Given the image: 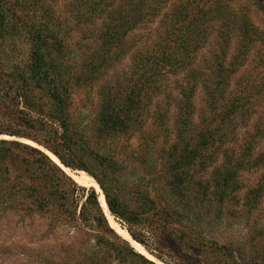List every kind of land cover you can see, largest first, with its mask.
<instances>
[{
    "label": "trees",
    "instance_id": "trees-1",
    "mask_svg": "<svg viewBox=\"0 0 264 264\" xmlns=\"http://www.w3.org/2000/svg\"><path fill=\"white\" fill-rule=\"evenodd\" d=\"M233 2L77 0L64 18L56 0H0V135L13 137L0 139V212L40 214L74 226L91 221L104 253L100 264L121 262L126 254L140 264H157L116 234L97 191L80 186L47 150L65 167L94 177L119 221L146 220L154 233L200 244L201 210L214 196L222 203L234 196L240 171L264 164V152L253 153L263 135L260 123L230 146L238 128L252 119L253 100L264 94V50L258 79L235 87L250 54L264 43V30ZM250 2L264 14V0ZM157 19L165 30L156 45H131L130 34ZM76 27L83 31L79 46L73 44ZM127 57L129 69L116 71ZM113 66L114 84L100 92L98 110L77 106L78 91L93 87ZM169 72L186 74L188 83L172 99L175 125L167 129L165 147L155 149L164 156L159 164V157L149 156L159 136L147 135L146 128L163 129L168 120V108L154 105ZM199 84L207 113L197 122ZM129 169L138 172L134 181L125 180ZM146 247L171 264L163 249Z\"/></svg>",
    "mask_w": 264,
    "mask_h": 264
},
{
    "label": "rangeland",
    "instance_id": "rangeland-1",
    "mask_svg": "<svg viewBox=\"0 0 264 264\" xmlns=\"http://www.w3.org/2000/svg\"><path fill=\"white\" fill-rule=\"evenodd\" d=\"M76 1L56 0L58 6L56 9L64 18L70 17L73 4H76ZM233 1L234 4L250 14L251 20L264 30V14L257 10L250 0ZM74 29L76 30H73V44L79 46L82 43L83 31H80L77 27ZM164 30L165 27L160 25L157 19L154 25L143 26L130 34L129 42L135 48H153L156 42L159 41L160 33ZM263 46L264 43L258 45L250 54L245 66L234 79L235 87L240 81H245L248 78L258 79L257 68L260 67L258 59L261 55L260 52L264 50ZM6 62L8 63V61ZM200 62L202 63L203 60H200ZM130 65V59L127 57L123 59L121 64L116 66L115 70L120 72L128 70ZM115 70L114 66L110 68L107 75L95 82L93 87H82L76 96L77 106L85 105L87 108L84 111L88 109L93 112L97 111L99 108V94L104 87L114 84ZM161 81L163 94L156 98L154 106L159 105L163 109L168 108V120L163 129L154 126L146 128L147 135L159 136L157 142L149 148L150 158L152 157L151 159L154 161L159 157V164L162 163L163 154H157L155 149L162 150L165 147L167 129L169 128L168 130L171 131L175 125L176 104L172 99L176 100L177 97H180L179 86L182 83L186 85L188 79L186 74L173 75L169 72L166 76H163ZM206 99L202 85L199 84L195 96L194 114V120L197 122L204 113H207ZM252 103V119L248 125H242L238 128L237 139L235 142L230 143V146L240 144L246 139L248 132L253 131L254 126L260 123L263 135L254 145L253 153L255 156L264 152V94L256 96ZM169 133L171 134V132ZM0 139L3 138L0 137ZM4 139H13V137L6 136ZM26 142L35 144L31 141ZM137 142L135 140L134 144L136 145ZM63 169L67 173V170L71 171L65 166ZM78 171L84 172L91 177L93 182L98 184L95 178L86 171L74 170L73 172ZM210 173H206V178L211 177ZM68 175L71 176L69 173ZM137 177L138 172L134 169H129L125 174V180L127 181H134ZM237 181L238 186L234 196L226 198L223 203L214 196L212 201L205 206V209L201 210L200 220L197 219L196 221L197 227L202 226L204 228L203 239H198L202 241L200 244H198V241H179L172 233H154L150 222L146 220L128 225L111 215L114 221L123 229L128 231V227H131L132 231L145 244L132 238L153 259L135 250V248L134 250L157 264L166 263L152 254L146 245L158 253L163 249L167 262L171 264H261L264 262V164L240 171ZM79 185L87 189L94 188L98 194L103 193L101 187L102 192L88 184ZM253 192H256V195ZM85 194L82 193L78 213L85 201ZM79 223V226L53 223L40 214L25 216L15 210L0 212V264H96V261L99 264L102 263L104 253L98 245L96 234L99 230L96 224L91 221H81ZM116 234L120 236L117 232ZM120 238L127 241L121 236ZM107 239L109 242L118 241L111 236H107ZM130 246L132 245L130 244ZM108 247L110 248L111 244H108ZM125 257L123 261H117L113 264H140L127 254Z\"/></svg>",
    "mask_w": 264,
    "mask_h": 264
},
{
    "label": "bare ground",
    "instance_id": "bare-ground-1",
    "mask_svg": "<svg viewBox=\"0 0 264 264\" xmlns=\"http://www.w3.org/2000/svg\"><path fill=\"white\" fill-rule=\"evenodd\" d=\"M1 138H4L6 136L4 135H0ZM35 145V144H34ZM48 155L58 164H60L61 166H63L59 159L53 155L51 152H48ZM64 167V166H63ZM68 173L71 175V177H73V179L78 182L79 184L81 185H91V186H94L98 191H101L100 189V186L96 183V182H93V180L91 179V177H89L87 174H85L84 172H73L72 170H67ZM102 192V191H101ZM100 192V193H101ZM100 197H99V201L101 203V206L105 212V214L107 215V217L109 218V221H110V224L111 226L115 229V231L121 236L123 237L124 239H126L137 251L143 253V254H146L148 255V257H151L153 259L152 256H150L146 251L145 249L139 244L137 243L133 238L132 236L130 235V233L123 229L122 227L119 226V224H117V222L114 221L111 213H110V210L108 208V205H107V202H106V198L104 196V194H99Z\"/></svg>",
    "mask_w": 264,
    "mask_h": 264
},
{
    "label": "water",
    "instance_id": "water-1",
    "mask_svg": "<svg viewBox=\"0 0 264 264\" xmlns=\"http://www.w3.org/2000/svg\"><path fill=\"white\" fill-rule=\"evenodd\" d=\"M49 152V151H48ZM48 154V153H47ZM54 155V154H53ZM60 161V160H59ZM61 163V162H60ZM62 164V163H61ZM63 165V164H62Z\"/></svg>",
    "mask_w": 264,
    "mask_h": 264
}]
</instances>
